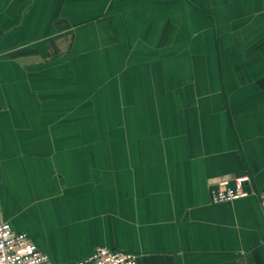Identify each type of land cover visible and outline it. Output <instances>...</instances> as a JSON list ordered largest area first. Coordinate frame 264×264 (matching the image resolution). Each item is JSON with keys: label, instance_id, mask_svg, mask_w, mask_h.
I'll list each match as a JSON object with an SVG mask.
<instances>
[{"label": "crops", "instance_id": "crops-1", "mask_svg": "<svg viewBox=\"0 0 264 264\" xmlns=\"http://www.w3.org/2000/svg\"><path fill=\"white\" fill-rule=\"evenodd\" d=\"M263 189L264 0H0V220L53 263L264 264Z\"/></svg>", "mask_w": 264, "mask_h": 264}, {"label": "built area", "instance_id": "built-area-1", "mask_svg": "<svg viewBox=\"0 0 264 264\" xmlns=\"http://www.w3.org/2000/svg\"><path fill=\"white\" fill-rule=\"evenodd\" d=\"M248 175L237 176L231 180L218 179L211 187L213 202L230 201L250 194L245 187ZM264 211V189L258 193ZM0 264H55L40 251L24 232L13 230L10 224L0 220ZM69 264H139L135 254L99 246L84 260Z\"/></svg>", "mask_w": 264, "mask_h": 264}]
</instances>
